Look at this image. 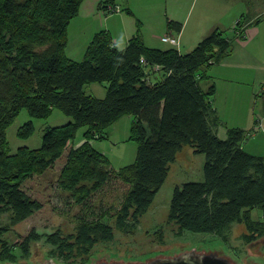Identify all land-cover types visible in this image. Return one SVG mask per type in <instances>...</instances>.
<instances>
[{
    "label": "trees",
    "instance_id": "obj_1",
    "mask_svg": "<svg viewBox=\"0 0 264 264\" xmlns=\"http://www.w3.org/2000/svg\"><path fill=\"white\" fill-rule=\"evenodd\" d=\"M82 2L0 0V216H9L7 225L0 224V264L28 260L36 243L47 247L52 261L89 264L94 247L111 242L115 230L133 233L184 147L204 156L203 181L174 188L167 224L178 233L213 234L225 243L238 225L243 246L264 240V158L242 149L247 136L242 129L225 127V139L217 137L223 124L211 102L215 87L200 86L208 78L206 71L229 52L225 31L216 28L191 51L180 53L172 46L146 47L139 27L119 50L103 30L76 62L65 56V48L67 28ZM109 2H100L98 9ZM246 19L240 16L233 26L239 38L251 25ZM167 27L177 33L181 29L171 21ZM151 70L161 80L150 83ZM90 84L104 85L105 96L86 94L84 87ZM23 109L32 119H46L58 110L71 121L46 128L39 148L10 153L7 129ZM124 116L133 118L129 140L137 149L134 161L116 170L90 141L104 139L106 130ZM79 128H85L84 141L67 152L49 199L59 215L78 208L74 232L31 229L10 244L5 234L43 206L23 184L45 176ZM33 132L29 121L16 136L26 140ZM254 209L262 218L252 219Z\"/></svg>",
    "mask_w": 264,
    "mask_h": 264
},
{
    "label": "rangeland",
    "instance_id": "obj_2",
    "mask_svg": "<svg viewBox=\"0 0 264 264\" xmlns=\"http://www.w3.org/2000/svg\"><path fill=\"white\" fill-rule=\"evenodd\" d=\"M104 0H83L81 3L78 15L74 17L67 28V51L72 50L73 56L83 58L80 55L82 48L91 41V32L93 27H97L98 21L93 23L90 10L100 4ZM156 1V0H150ZM122 7V15L135 21V29L139 27V32L146 34L154 33L160 38L164 33H159L161 30L155 27H150L143 30L142 23L138 21L133 14L134 11L141 16L140 8H147L152 5L155 9L156 4L149 3L148 0H116ZM248 5V1L246 2ZM262 5V9H261ZM164 3L159 0V12H163ZM261 9V14L264 15V0H250L249 10ZM129 12V13H128ZM130 20V21H131ZM139 23V24H138ZM99 24V23H98ZM102 24V23H101ZM231 33L226 31L225 35L230 38ZM165 47V45H162ZM77 51V52H76ZM85 53V51H84ZM182 53H185L182 51ZM160 78V77H159ZM104 85L90 84L84 87L86 94H92L95 98L101 99L105 96V91L102 89ZM101 91V92H100ZM100 94V95H99ZM100 97H97V96ZM131 117V116H127ZM125 119V120H124ZM126 119L114 124L110 134L107 135L106 130L104 139L97 140V148L101 152L114 169H119L125 165L131 164L134 161L137 144L129 140L130 127L126 125ZM32 122L34 127L33 134L26 140L18 139L16 133L18 129L26 122ZM71 119L63 115L58 110H53L46 119H32L26 110H21L14 122L7 129V141L9 143L10 153L20 147L37 149L41 146V138L43 131L46 128L59 127L70 122ZM85 128L76 130L74 138L68 143L62 156L56 161L53 168L43 177L33 178L23 184V189L26 193L42 202L43 206L40 211L31 216L28 220L22 222L13 230L5 234L4 239L10 244L15 243L19 236L25 235L31 229H35L39 233H50L55 229H61L65 234H71L75 229V215L78 214V208L74 207L68 214L59 215L51 210L49 199L52 193L51 182L57 176L62 164L65 161V156L71 147H78L83 143V133ZM109 133V132H108ZM82 142V143H81ZM95 142V143H96ZM80 143V144H79ZM203 163L204 156L202 154H194L189 147H184L180 151L175 161L171 164L166 181L157 192L154 201L147 213L140 218L133 233H122L115 230L114 238L109 243L98 244L91 251V259L89 264H94L99 258L103 257L106 262L110 260L123 263L137 262L145 263L148 259H153L159 256L171 257L187 251H203L204 253L220 252L223 256H228L236 264H244V261H252L255 264H264V252L262 245L264 240H259L250 246H243L240 239L242 227L233 225L229 240L225 243L221 238L213 234L194 233L189 231L177 232L176 228L167 224L166 216L169 209L171 196L175 187H181L184 183L202 182L203 181ZM261 212L254 209L251 212V217L254 220L260 219ZM9 220L8 214L0 216V224L7 225ZM105 222L113 226V221L105 219ZM161 236V240L159 237ZM161 241V242H160ZM51 260L47 256V247L41 243H36L32 246L31 256L26 261H19L17 264H37L38 261L45 263ZM55 261L57 264H63L61 261Z\"/></svg>",
    "mask_w": 264,
    "mask_h": 264
},
{
    "label": "crops",
    "instance_id": "obj_3",
    "mask_svg": "<svg viewBox=\"0 0 264 264\" xmlns=\"http://www.w3.org/2000/svg\"><path fill=\"white\" fill-rule=\"evenodd\" d=\"M112 1L101 10L96 4L90 10L92 22L96 24L98 21L99 23H97L99 28H92L90 39L100 31H107L112 37L114 46L122 50L127 41L136 34V25L135 21L122 15V7L116 3V0ZM162 1L164 9L161 13L159 12V0L151 2L148 0V4H156V9L152 5L148 8L139 6L138 9L142 10L141 16H138L135 11L133 13L136 19L142 23L143 30H146L147 27L151 29L156 27L161 30L159 33H164L158 38L155 36L157 34L147 35L146 32H143L141 38L146 47L168 49L171 46L162 42L161 38L176 37L179 42L176 49L180 53L182 51L187 53L216 28L225 31V33L227 30L228 33H231V37L228 38L230 40L229 52L219 63L206 71L208 78L200 86L203 90H206L210 85L215 87L211 102L218 119L223 124L216 129L217 137L225 139V127L242 129L247 134L242 143V149L250 155L264 158V15L261 14L262 5L261 9L252 12L249 10L250 0ZM108 6L116 7L119 11L107 13ZM240 16L246 17V23L251 24L247 27L242 38L233 32V26ZM256 20L260 21L252 24ZM169 21L181 25L178 33L168 29ZM87 46L85 45L82 50H79L80 55L84 54ZM67 47L65 56L68 59L76 62L82 60V58L73 56L72 50H70V55ZM159 80H161V75L155 70L148 75V81L152 84ZM102 89L105 91V87ZM88 95L93 96L92 94ZM99 95L97 97H100ZM123 118H128L126 125L130 127L133 118L124 116L120 120ZM114 124L109 127L107 135L110 134ZM96 141L97 139L90 141V145L94 148H97ZM191 150L193 152V149Z\"/></svg>",
    "mask_w": 264,
    "mask_h": 264
},
{
    "label": "water",
    "instance_id": "obj_4",
    "mask_svg": "<svg viewBox=\"0 0 264 264\" xmlns=\"http://www.w3.org/2000/svg\"><path fill=\"white\" fill-rule=\"evenodd\" d=\"M145 263L131 262V263H123L122 260L119 262L110 260V262H106L103 257L99 258L98 261H95L94 264H236L235 261H232L228 256H223L220 252H216L213 250L212 252L203 251H187L177 255H173L171 257H163L159 256L156 258H151ZM37 264H42L41 261H38ZM43 264H57L52 260H48ZM244 264H255L252 261H244Z\"/></svg>",
    "mask_w": 264,
    "mask_h": 264
},
{
    "label": "built area",
    "instance_id": "obj_5",
    "mask_svg": "<svg viewBox=\"0 0 264 264\" xmlns=\"http://www.w3.org/2000/svg\"><path fill=\"white\" fill-rule=\"evenodd\" d=\"M106 10L107 13H115L119 11L118 8L110 6H108ZM161 41L166 44H169L172 47H178L179 45L178 39L176 37H162ZM140 62L143 63V60H141ZM155 70H158V67H155Z\"/></svg>",
    "mask_w": 264,
    "mask_h": 264
}]
</instances>
